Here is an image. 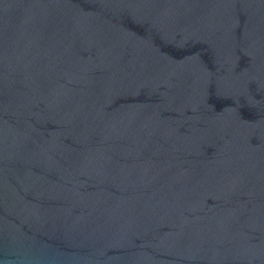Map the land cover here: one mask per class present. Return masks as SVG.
Returning <instances> with one entry per match:
<instances>
[{
	"label": "water",
	"instance_id": "water-1",
	"mask_svg": "<svg viewBox=\"0 0 264 264\" xmlns=\"http://www.w3.org/2000/svg\"><path fill=\"white\" fill-rule=\"evenodd\" d=\"M0 264H264V0H0Z\"/></svg>",
	"mask_w": 264,
	"mask_h": 264
}]
</instances>
